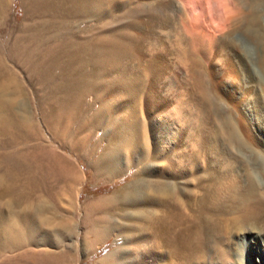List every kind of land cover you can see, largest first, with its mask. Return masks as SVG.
<instances>
[{"label": "rangeland", "instance_id": "rangeland-1", "mask_svg": "<svg viewBox=\"0 0 264 264\" xmlns=\"http://www.w3.org/2000/svg\"><path fill=\"white\" fill-rule=\"evenodd\" d=\"M95 1L89 12L81 9L76 12L67 1L57 9V1L52 0H0V96L16 99L11 110L0 105V177L4 178V183L0 184V234L9 224L12 227L17 222L14 237L20 241L14 245L0 242V264H139L137 255L140 260L146 251L141 247L154 240L150 230L152 219L164 215L161 203L167 205L166 201H160L159 211L154 215L146 212L140 215L137 205L125 204L126 207H119L117 211L106 208L104 213H108L114 223L113 228H107L101 220L104 213L92 208L93 204L110 199L131 185L147 183L152 170H159L153 167L158 164H150V160L143 159L142 163L141 159L133 160L134 155L130 157L131 163L125 155L114 162L111 173H107L101 163L109 149L116 148L115 136L122 131L113 128V117L110 112L105 113V109L113 108L112 96L115 99L114 94L120 92L122 84L129 82L131 88L136 86L135 81L122 79L125 69L128 71L131 66L124 61L102 66L101 58L114 51L110 47L117 39L119 42L127 39L122 43L127 47L124 53H136L137 15L145 13H136V0H109L101 8L99 0ZM163 26L164 31L151 38L152 47L163 46L171 53L175 52L176 39L188 40L179 35L173 22ZM127 28L129 33H126ZM246 50L253 56L263 53L259 45H247ZM72 51L79 58L77 69L86 61L80 72L76 71L74 58H69ZM51 57L59 60L57 66H50ZM68 61L72 65H68ZM258 72L264 81V69ZM76 74L81 78L86 76L91 82L83 89L85 95L77 104L71 97L73 86L70 87V79ZM172 78L167 82L174 87H184L181 77ZM207 106L204 109L208 111L217 110L213 105L211 110ZM205 119L206 126L212 127L213 119L210 116ZM196 154L203 160L204 155ZM204 173L182 197L184 207L181 209L203 219L210 217L213 224L218 225L215 229L218 232H209L203 237L207 251L210 238L224 239L235 231L232 217H237L238 200L225 191L217 194L219 183L212 168L206 166ZM207 196L211 206L206 204ZM201 200L204 207L200 206ZM37 204L45 205L42 216L48 223H42L38 212L31 209ZM28 223L35 228L34 233L37 230L36 236L32 232L35 241L24 239ZM116 223L126 228L120 230ZM142 234L148 239H140ZM129 235L136 236L134 243H127ZM162 240L160 237L156 240L161 249ZM253 253L247 255L249 263L264 264L262 252Z\"/></svg>", "mask_w": 264, "mask_h": 264}, {"label": "bare ground", "instance_id": "bare-ground-1", "mask_svg": "<svg viewBox=\"0 0 264 264\" xmlns=\"http://www.w3.org/2000/svg\"><path fill=\"white\" fill-rule=\"evenodd\" d=\"M52 1H57V9L67 1L72 10L89 12L95 0ZM108 1L99 0V7L106 6ZM94 3L96 6V1ZM138 11L145 15H137L136 53H124L127 47L122 43L127 39L122 42L117 39L110 47L114 48L110 51L112 54L101 58L104 60L102 66H113L117 61L131 66V70L125 69L122 79L136 84L134 88L129 82L122 84L120 92L114 94L115 99L112 96L113 108L105 109V113L110 112L113 117V128L122 131L115 136L116 148H110L101 163L104 170L111 173L114 162L122 160L125 155L131 163L130 157L134 155L133 160L141 159V163L143 159L145 162L150 160V164H158L153 167L159 170H152L151 180L147 183L144 180L145 183L139 186L131 185L112 198L93 204L92 208L104 213L106 208L117 211L119 207H126L125 204L137 205L141 209L139 214L154 215L159 211L160 203L167 202V205L161 203L163 217L153 218L150 222L154 240L144 247L140 245L146 251L140 260L137 255L139 264H250L247 260L249 253L256 251L264 255V81L258 74V70L264 69V0H136V13ZM168 22L176 24L179 35L188 38L187 41L176 39L173 43L175 52L171 53L166 47L158 45L155 48L150 43L151 38L164 31L163 25ZM127 31L128 28L126 33H129ZM247 45H259L263 53L253 56L246 50ZM100 48L103 53L104 49ZM76 50L82 54L80 49ZM92 53L95 54L93 49ZM69 58H74L76 67L79 58L75 51ZM58 63L57 57H51L50 66ZM85 63L78 69L76 67V71L80 72ZM68 65L72 63L68 61ZM178 76L184 80V87H174L167 82ZM70 80V87L73 86L71 97L77 104L90 81L77 74ZM14 100L1 95L0 105L11 110ZM206 105L210 110L212 105L217 110L208 111L204 109ZM206 116L213 119L212 127L206 126ZM197 152L204 155L202 159L205 161L199 160L201 157ZM206 166L216 173L217 194L225 191L238 200L237 207L234 206L237 217H232L235 231L221 238L222 242L221 239L207 238V251L203 237L217 231L218 225L215 226L210 217L203 219L181 209L184 207L182 197L200 180ZM3 179L1 176L0 184L4 183ZM207 198L206 204L211 206ZM199 203L204 207L203 200ZM44 207V204H37L31 209L38 212L42 223H48L49 220L42 216ZM104 214L100 217L102 222L107 228H113L110 215ZM9 225L1 232L0 242L5 245L20 243L14 237L18 223L14 222L12 227ZM32 226L28 223L26 228L23 227L26 241H35L37 230L34 233ZM59 226L63 227V224L59 223ZM117 228L124 230L126 227L120 224ZM143 234L139 235L140 239ZM135 235L126 237L127 243H134ZM159 237L163 239L160 241L164 245L162 249L156 242ZM215 248L217 253H214Z\"/></svg>", "mask_w": 264, "mask_h": 264}]
</instances>
